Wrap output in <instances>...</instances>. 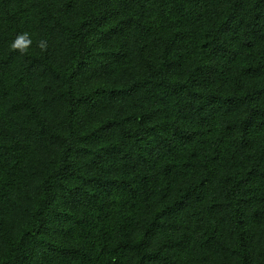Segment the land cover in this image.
Returning a JSON list of instances; mask_svg holds the SVG:
<instances>
[{"label":"trees","instance_id":"obj_1","mask_svg":"<svg viewBox=\"0 0 264 264\" xmlns=\"http://www.w3.org/2000/svg\"><path fill=\"white\" fill-rule=\"evenodd\" d=\"M0 264H264V0H0Z\"/></svg>","mask_w":264,"mask_h":264}]
</instances>
